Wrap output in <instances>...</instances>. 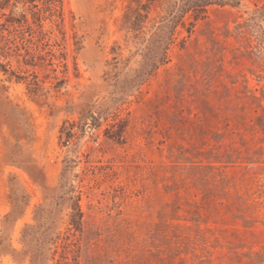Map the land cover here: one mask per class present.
Returning <instances> with one entry per match:
<instances>
[{
	"label": "rangeland",
	"instance_id": "obj_1",
	"mask_svg": "<svg viewBox=\"0 0 264 264\" xmlns=\"http://www.w3.org/2000/svg\"><path fill=\"white\" fill-rule=\"evenodd\" d=\"M145 2L0 8V264H264V0L214 1L150 76Z\"/></svg>",
	"mask_w": 264,
	"mask_h": 264
},
{
	"label": "trees",
	"instance_id": "obj_2",
	"mask_svg": "<svg viewBox=\"0 0 264 264\" xmlns=\"http://www.w3.org/2000/svg\"><path fill=\"white\" fill-rule=\"evenodd\" d=\"M4 1L0 0V8ZM214 1L218 0H147L126 16L127 36L147 40L152 45L145 53L142 76H150L170 60L178 28H185L190 35L197 22L206 17L208 6ZM152 13H155L153 17ZM185 42L183 37L178 44L182 47Z\"/></svg>",
	"mask_w": 264,
	"mask_h": 264
},
{
	"label": "built area",
	"instance_id": "obj_3",
	"mask_svg": "<svg viewBox=\"0 0 264 264\" xmlns=\"http://www.w3.org/2000/svg\"><path fill=\"white\" fill-rule=\"evenodd\" d=\"M86 137H88V130L85 132L83 137H81L80 139L83 138L82 141L84 142ZM65 143H66V146L73 145V143H74V135L67 137L65 139ZM89 144L92 145V146H97V145H99V139L97 137L91 138L89 140Z\"/></svg>",
	"mask_w": 264,
	"mask_h": 264
}]
</instances>
